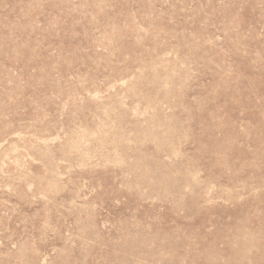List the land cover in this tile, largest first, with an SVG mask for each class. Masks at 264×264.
<instances>
[{"label":"rangeland","instance_id":"1","mask_svg":"<svg viewBox=\"0 0 264 264\" xmlns=\"http://www.w3.org/2000/svg\"><path fill=\"white\" fill-rule=\"evenodd\" d=\"M0 264H264V0H0Z\"/></svg>","mask_w":264,"mask_h":264}]
</instances>
